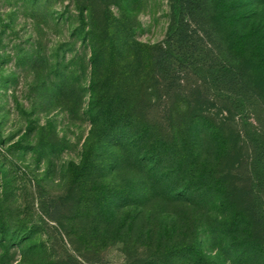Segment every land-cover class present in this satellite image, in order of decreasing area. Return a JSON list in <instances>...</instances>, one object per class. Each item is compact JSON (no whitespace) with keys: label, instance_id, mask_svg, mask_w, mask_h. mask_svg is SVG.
Masks as SVG:
<instances>
[{"label":"rangeland","instance_id":"rangeland-1","mask_svg":"<svg viewBox=\"0 0 264 264\" xmlns=\"http://www.w3.org/2000/svg\"><path fill=\"white\" fill-rule=\"evenodd\" d=\"M197 1L199 51L243 64L264 93V0ZM176 10L174 0H0V264H193L186 252H164L192 238V226L184 227L194 219L190 204L160 200L156 227L140 213L135 220L129 207L96 199L99 172L86 176L107 167L113 149L93 106L96 85L125 73L109 63L144 62ZM247 119L264 135V99ZM237 142L229 165L243 172L249 149ZM106 169L97 177L105 183L129 174ZM214 204L201 211L194 235L215 264H231L226 243L209 232L223 220ZM168 213L173 233L162 238L157 230ZM245 241L238 240L234 264L261 263Z\"/></svg>","mask_w":264,"mask_h":264},{"label":"trees","instance_id":"trees-1","mask_svg":"<svg viewBox=\"0 0 264 264\" xmlns=\"http://www.w3.org/2000/svg\"><path fill=\"white\" fill-rule=\"evenodd\" d=\"M174 2L177 10L162 43L142 63H109L125 73L96 85L93 106L110 136L105 144L113 149L107 167L90 166L86 176H92L91 170L99 172L93 185L96 199L129 207L135 220L140 213L156 227L160 200L190 204L194 219L184 227L192 226L193 236L184 244L164 246L166 255L183 251L193 264H215L194 231L206 204L216 201L224 221L209 232L226 243L231 264L238 260V240L244 235V248L262 256L258 264H264V135L247 119L255 102L264 99L263 90L254 87L257 79L243 64L205 58L196 43L197 24L203 18L198 14L200 3ZM238 140L249 149L243 172L229 165ZM106 168L115 173L128 168L129 174L124 181L105 183L97 177ZM168 216L157 230L162 238L164 232L173 233L174 222Z\"/></svg>","mask_w":264,"mask_h":264}]
</instances>
